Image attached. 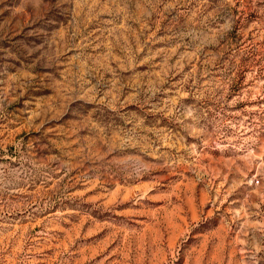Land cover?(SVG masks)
Segmentation results:
<instances>
[{
    "label": "rangeland",
    "instance_id": "rangeland-1",
    "mask_svg": "<svg viewBox=\"0 0 264 264\" xmlns=\"http://www.w3.org/2000/svg\"><path fill=\"white\" fill-rule=\"evenodd\" d=\"M0 264H264V0H0Z\"/></svg>",
    "mask_w": 264,
    "mask_h": 264
}]
</instances>
